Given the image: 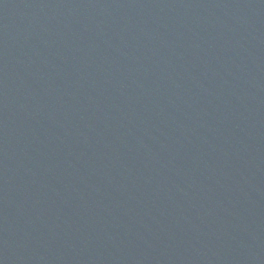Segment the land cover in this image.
Here are the masks:
<instances>
[{
    "label": "water",
    "instance_id": "95a60500",
    "mask_svg": "<svg viewBox=\"0 0 264 264\" xmlns=\"http://www.w3.org/2000/svg\"><path fill=\"white\" fill-rule=\"evenodd\" d=\"M0 264H264V0H0Z\"/></svg>",
    "mask_w": 264,
    "mask_h": 264
}]
</instances>
